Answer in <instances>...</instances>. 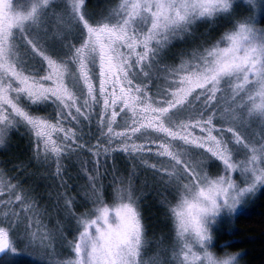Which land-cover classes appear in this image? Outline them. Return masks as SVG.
Here are the masks:
<instances>
[{"label": "rangeland", "instance_id": "obj_1", "mask_svg": "<svg viewBox=\"0 0 264 264\" xmlns=\"http://www.w3.org/2000/svg\"><path fill=\"white\" fill-rule=\"evenodd\" d=\"M100 1L84 9L85 0H0V148L6 155L31 138L47 164L15 182L25 191L0 165V261L196 264L205 229L216 237L233 228L264 190V8L260 0H233L227 11V0ZM67 47L69 60L56 59ZM23 101L96 120L105 143L94 159L141 161L129 176L133 196L124 179L105 201L99 173L102 195L93 194L89 166L75 165L85 152L62 147L74 132ZM18 124L31 137L11 131ZM51 164V180L58 169L64 179L44 185ZM147 196L164 208L149 227L139 208Z\"/></svg>", "mask_w": 264, "mask_h": 264}, {"label": "trees", "instance_id": "obj_2", "mask_svg": "<svg viewBox=\"0 0 264 264\" xmlns=\"http://www.w3.org/2000/svg\"><path fill=\"white\" fill-rule=\"evenodd\" d=\"M68 1V0H66ZM98 0H85V7L84 9L88 8L89 6L98 7L100 5V2L96 3ZM66 2H63V4ZM96 5V6H95ZM261 23L264 25V14L261 19ZM79 43V40H78ZM78 43L75 44L78 45ZM71 47H67L60 50L59 56L55 57L56 59H60L63 62H67L69 59H67V56L65 53L68 51H71ZM50 55V54H49ZM52 56V55H51ZM54 57V56H53ZM159 83V88H163V83L161 79L157 80ZM148 90L149 92L153 93L154 88L157 87V85H151L150 82H147ZM25 106V108L28 110V112L32 115L36 116H42L50 121L56 122V123H63L66 128L71 129L74 134V144H72L70 141L64 142L62 145L63 148H70L76 149L78 152L84 151L85 161H77L75 165H81L82 168H85L83 163L87 164L89 167L90 176H93V178L90 179L93 182L91 183L94 187L93 194L100 193L101 190H99L100 183L102 182L104 185V191H103V198L105 201H110L111 197V191L114 189V187L117 186H123L121 183L124 179H126L125 183H130L129 185L132 187L133 179L134 177L130 179L129 176L132 175V172H141L140 166L141 161H132L128 159L127 155L116 153V155H112L111 157H105L100 158L99 160H96L91 155L92 149L94 150L95 144H102L105 143L104 135L102 132L101 127L97 123L96 120H90L92 122L85 121L82 116H76L75 119L68 118L63 119L59 114L56 112L58 110V105L56 103H46L41 108H36V105H31L30 102H22ZM13 126V125H12ZM11 131L13 132H26L28 136L31 137L29 128H26L22 125L19 126L16 125V127L12 128ZM14 133V134H16ZM29 138V137H28ZM24 142V141H23ZM2 149L0 148V165L1 168L5 171L4 174H6L5 178L8 180L10 179L13 184L17 185L15 182H18V179H25L24 185L26 182H28V179H31L32 176H29L27 171H30L32 169H36L35 164L42 165V168L45 167L44 165L47 164H41L37 161V158L39 159L40 156L37 155V153L34 150V145L32 143V139L29 138L28 142L26 144H20L18 142L15 143V147L12 148V150H8V153L6 155H3ZM8 155V156H7ZM7 156V157H6ZM6 157V158H5ZM7 160V161H4ZM2 162V163H1ZM51 170L48 174L50 181H52L50 184H47L44 182V185H51L56 184L57 182L62 183L64 177L61 176V174H58L59 169L56 170L57 175L56 179L51 180V176L53 175L54 170V164H51ZM57 165H62L61 158L59 160V163ZM111 167H114L118 171L115 174H112L109 169ZM49 168V167H48ZM150 168V167H148ZM27 170V171H26ZM154 171V169L152 168ZM98 179L101 176V182H98L95 177L98 175ZM105 174L104 176L102 175ZM2 174V173H1ZM40 174V172L38 173ZM11 178H10V177ZM66 176V175H65ZM16 177V178H15ZM122 178V180H121ZM48 180V181H49ZM45 181V180H44ZM47 181V182H48ZM84 181V180H83ZM88 181V180H87ZM18 186V185H17ZM43 186V185H42ZM116 186V187H117ZM19 187V186H18ZM24 188V190L22 188ZM19 189L25 191V187L21 186ZM47 190V189H46ZM101 194V193H100ZM102 195V194H101ZM150 198L148 196L146 199L142 202V205H139L140 207V217H142L146 224L149 227V224L151 222V218L158 217L160 213H163L164 208L159 206V204L150 203ZM94 199H90V203L87 207L84 206V201H82L80 204H76L75 211L81 213L82 209H88L90 208L91 202H93ZM157 201V200H156ZM253 206L245 210L234 219L233 228H228L223 230L221 233H218L215 237L214 244L220 245V244H226L227 247L232 249H238L243 252V261L244 264H264V190L259 193L256 198L253 200ZM148 202V203H146ZM146 204V205H145ZM156 225V222H151ZM0 264H42L41 262L35 261V259H31L29 257H19L18 259L14 260H7V261H0Z\"/></svg>", "mask_w": 264, "mask_h": 264}, {"label": "clouds", "instance_id": "obj_3", "mask_svg": "<svg viewBox=\"0 0 264 264\" xmlns=\"http://www.w3.org/2000/svg\"><path fill=\"white\" fill-rule=\"evenodd\" d=\"M232 4L233 0H227L226 4L223 6V9L225 11L230 10ZM260 7L264 8V0H260ZM239 26L240 25L238 22L237 27ZM128 195L130 198L133 196L131 186ZM214 239L215 237L211 230L205 229L200 240L202 247L198 252H194L192 254L196 264H244V256L241 250L232 249L226 245L217 246L213 243ZM131 264H136L135 260H133Z\"/></svg>", "mask_w": 264, "mask_h": 264}, {"label": "snow or ice", "instance_id": "obj_4", "mask_svg": "<svg viewBox=\"0 0 264 264\" xmlns=\"http://www.w3.org/2000/svg\"><path fill=\"white\" fill-rule=\"evenodd\" d=\"M0 231H6L5 229H0Z\"/></svg>", "mask_w": 264, "mask_h": 264}]
</instances>
